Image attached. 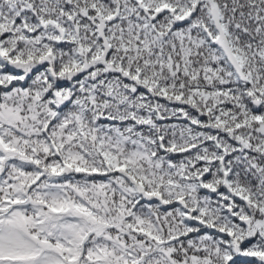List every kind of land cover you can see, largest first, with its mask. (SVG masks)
Returning a JSON list of instances; mask_svg holds the SVG:
<instances>
[{
	"label": "snow or ice",
	"instance_id": "6c2138e0",
	"mask_svg": "<svg viewBox=\"0 0 264 264\" xmlns=\"http://www.w3.org/2000/svg\"><path fill=\"white\" fill-rule=\"evenodd\" d=\"M0 264H264V0H0Z\"/></svg>",
	"mask_w": 264,
	"mask_h": 264
}]
</instances>
